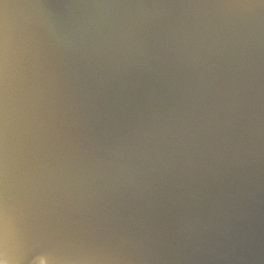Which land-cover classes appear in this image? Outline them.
I'll return each instance as SVG.
<instances>
[{
    "label": "water",
    "instance_id": "1",
    "mask_svg": "<svg viewBox=\"0 0 264 264\" xmlns=\"http://www.w3.org/2000/svg\"><path fill=\"white\" fill-rule=\"evenodd\" d=\"M0 264H264V0H0Z\"/></svg>",
    "mask_w": 264,
    "mask_h": 264
}]
</instances>
